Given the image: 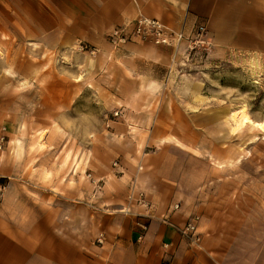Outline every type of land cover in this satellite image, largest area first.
Returning a JSON list of instances; mask_svg holds the SVG:
<instances>
[{"label":"rangeland","instance_id":"1","mask_svg":"<svg viewBox=\"0 0 264 264\" xmlns=\"http://www.w3.org/2000/svg\"><path fill=\"white\" fill-rule=\"evenodd\" d=\"M8 15L0 31V133L5 127L7 136L0 174L55 192L59 182L82 193L92 183L96 198L105 176L96 170L118 147L114 123L119 106L129 104L141 109L127 116L126 134L137 144L122 146L128 153L138 146V162L164 151L176 160L179 179L236 184L242 198L253 200L255 220L264 221V131H232V114L241 109L264 123V47L222 46L206 37L162 47L167 64L147 61L140 66L148 73L139 74L138 64L122 65L120 47L42 42L27 35L19 16L11 27ZM112 160L110 174L117 168ZM90 173L103 179L97 187Z\"/></svg>","mask_w":264,"mask_h":264},{"label":"crops","instance_id":"2","mask_svg":"<svg viewBox=\"0 0 264 264\" xmlns=\"http://www.w3.org/2000/svg\"><path fill=\"white\" fill-rule=\"evenodd\" d=\"M5 14L11 27L13 15L19 16L27 35L42 42L107 47L116 27L131 28L144 16L186 37L204 25L209 42L264 47V0H0V31ZM162 47L131 39L120 47L126 54L122 65L138 64L139 74L146 72L140 65L147 61L166 65L159 53L168 49ZM119 107L118 133L112 136L118 147L108 151L96 170L104 180L90 173L104 182L96 198L92 183L82 193L78 186L59 182L55 192L45 184L0 174V264H264V221L252 215L253 200L242 198L236 184L179 179L176 160L164 151L145 153L138 162V146L128 153L122 144H137L126 134L127 116L141 109ZM142 116L143 125H149L152 118ZM111 160L120 161L113 174L108 173ZM141 198L150 206L141 204ZM175 204L180 208L173 210ZM195 215L200 216L199 245L178 229ZM100 232L106 234L104 244L96 242Z\"/></svg>","mask_w":264,"mask_h":264},{"label":"built area","instance_id":"3","mask_svg":"<svg viewBox=\"0 0 264 264\" xmlns=\"http://www.w3.org/2000/svg\"><path fill=\"white\" fill-rule=\"evenodd\" d=\"M206 27L204 25L197 26L191 37H186L183 32L175 31L167 27L160 20L147 17H139L133 21L132 27H116L108 36L109 43L114 47H121L126 44L131 39H138L144 43H150L153 45L161 46H178L183 40L187 39L188 42H205L206 40ZM84 48V46H81ZM117 112L116 114H118ZM6 128L3 127L0 133V150L3 149L4 145L7 143V136L5 134ZM119 165L118 161L114 162V166ZM87 176L92 177L91 174ZM92 182L97 187L99 182L92 178ZM140 203L149 207V202L145 198H141ZM180 208V204H175L173 210ZM200 220L199 215L193 216L189 219L183 226H179L178 229L182 235H184L191 243L194 245H199L201 241V236L198 232L197 222ZM142 230L147 229L146 224H140ZM142 234L139 236V240L142 239ZM106 240V234L100 232L97 236L96 242L98 244H104ZM168 244L165 245L168 248ZM171 264V263H168Z\"/></svg>","mask_w":264,"mask_h":264},{"label":"bare ground","instance_id":"4","mask_svg":"<svg viewBox=\"0 0 264 264\" xmlns=\"http://www.w3.org/2000/svg\"><path fill=\"white\" fill-rule=\"evenodd\" d=\"M232 121H233L232 131L234 133L239 132L244 126L247 125L260 128L262 131H264V123L253 120L251 116L244 109H241L239 111H234L232 114Z\"/></svg>","mask_w":264,"mask_h":264}]
</instances>
